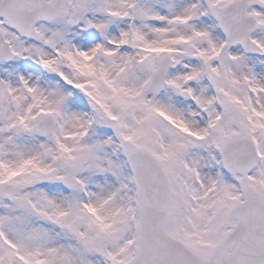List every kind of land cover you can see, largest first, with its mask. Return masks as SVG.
Listing matches in <instances>:
<instances>
[{"label": "snow or ice", "instance_id": "1", "mask_svg": "<svg viewBox=\"0 0 264 264\" xmlns=\"http://www.w3.org/2000/svg\"><path fill=\"white\" fill-rule=\"evenodd\" d=\"M0 264H264V0H0Z\"/></svg>", "mask_w": 264, "mask_h": 264}]
</instances>
